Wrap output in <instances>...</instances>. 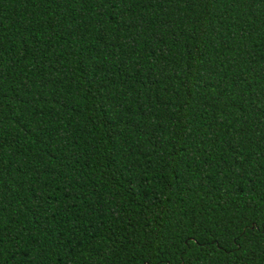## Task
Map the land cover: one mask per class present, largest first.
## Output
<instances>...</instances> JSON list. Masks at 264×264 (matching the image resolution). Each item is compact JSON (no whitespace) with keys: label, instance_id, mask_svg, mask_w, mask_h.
<instances>
[{"label":"trees","instance_id":"1","mask_svg":"<svg viewBox=\"0 0 264 264\" xmlns=\"http://www.w3.org/2000/svg\"><path fill=\"white\" fill-rule=\"evenodd\" d=\"M0 264H264V0H0Z\"/></svg>","mask_w":264,"mask_h":264}]
</instances>
